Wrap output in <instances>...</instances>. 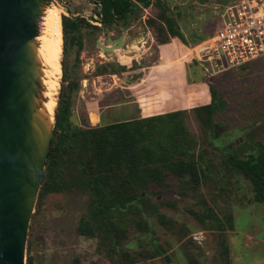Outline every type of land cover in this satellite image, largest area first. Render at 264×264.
I'll use <instances>...</instances> for the list:
<instances>
[{
    "label": "rangeland",
    "instance_id": "374dc122",
    "mask_svg": "<svg viewBox=\"0 0 264 264\" xmlns=\"http://www.w3.org/2000/svg\"><path fill=\"white\" fill-rule=\"evenodd\" d=\"M96 1L59 0L64 3L62 15L83 16L86 23L80 33L81 45L68 44L64 55L69 76L67 80L64 72L61 76L58 113L65 106L62 96L68 94L71 81L77 85L69 92L70 109L76 111L80 122L74 123L70 113L69 130L183 110L186 138L164 133L161 139L172 140L180 157H194L207 174L198 192L185 188L172 174H168L166 184L150 185L146 192L150 199L143 206L136 208L134 204L133 209L121 210L125 231L115 251L111 248L116 240L78 232L93 202L74 151L61 164H52L57 167L58 181L65 186L40 192L31 219L26 262L31 258L35 264H264V202L253 199L252 182L229 170L226 162L228 146L247 154L254 139L262 137L264 56L206 74L179 39L170 37L166 44L158 39L148 22L163 13L155 0L149 6L140 4L126 19H114L105 31L98 14L101 4ZM185 1L189 0H163L166 14L176 19L189 44L194 45L197 38L205 39L218 30L222 8L231 0H205L204 4L195 0L183 15L181 4ZM121 26L127 31L124 44L106 51L99 41L107 44V38L121 36ZM162 62L167 65L157 66ZM108 64L118 69L124 64L127 71L105 69ZM181 75L186 87H182L183 104L174 106L171 96L167 105L158 103L156 92L164 82L162 77ZM186 82L192 85L188 87ZM211 86L226 108L214 114V131L206 133L194 107L211 100ZM208 210L221 217L225 230L205 226L211 222H199L192 212ZM228 214L233 216V227L226 219Z\"/></svg>",
    "mask_w": 264,
    "mask_h": 264
},
{
    "label": "trees",
    "instance_id": "16d2710c",
    "mask_svg": "<svg viewBox=\"0 0 264 264\" xmlns=\"http://www.w3.org/2000/svg\"><path fill=\"white\" fill-rule=\"evenodd\" d=\"M163 13L154 19H148L149 24L155 28L161 43H169L170 37L177 38L187 48L189 41L176 19L167 15V6L163 0H155ZM101 4L98 11L101 21L108 26L114 19H126L139 9L140 4L149 6L153 0H97ZM86 20L83 16L73 17L63 15L65 57L68 53V44L77 42L81 45L80 33ZM204 37L197 38L198 41ZM126 65L119 64L116 68L108 64L105 69L112 68L122 73L127 71ZM204 70V69H202ZM204 72V71H203ZM69 76L66 59H64V77ZM77 85V83H76ZM73 81L70 90L75 89ZM212 98L206 103L194 107L195 114L204 131H214V114L226 108V102L218 97L217 90L211 86ZM64 94L65 106L57 115V124L52 138L47 167L43 178L41 193L50 190H61L65 186L59 182L57 167L52 164H61L62 160L72 157L73 152L79 156L82 173L85 175L92 195V208L78 227V232L83 235L96 236L101 234L106 240H116V245L111 249L117 251L121 235L125 231L121 210L123 208H138L150 198L146 192L150 185L166 184L168 174L180 179L190 190L198 192L206 176V170L198 165L194 157L184 159L176 152L174 142H165L161 139L164 133L178 134L186 138V120L183 110L150 115L142 118L121 120L86 128L73 127L69 130L70 96ZM62 102V100H61ZM262 137L254 139V146L247 154H242L237 148L227 147L226 162L229 170L249 179L253 185V199L264 202V124ZM61 130V133H57ZM67 130L71 132L68 135ZM78 137H74V135ZM216 135L213 132V138ZM56 138V141H55ZM66 157V158H67ZM57 180V185L54 181ZM189 191V190H186ZM204 203H208L204 199ZM135 204V205H134ZM134 205V207H133ZM201 223L210 221L207 227L225 230L221 217L213 210L206 212L192 211ZM230 227H233V216L226 215ZM225 247V246H224ZM226 251L228 249L226 247ZM27 264H35L29 258Z\"/></svg>",
    "mask_w": 264,
    "mask_h": 264
},
{
    "label": "water",
    "instance_id": "95a60500",
    "mask_svg": "<svg viewBox=\"0 0 264 264\" xmlns=\"http://www.w3.org/2000/svg\"><path fill=\"white\" fill-rule=\"evenodd\" d=\"M51 5L64 9L59 0H0V264H27L31 219L59 111L61 78L51 116L45 106L48 98L39 56V36ZM61 16L64 72L62 12ZM125 35L123 31L99 44L110 52L124 44ZM70 119L80 122L75 110Z\"/></svg>",
    "mask_w": 264,
    "mask_h": 264
},
{
    "label": "built area",
    "instance_id": "2783aa9c",
    "mask_svg": "<svg viewBox=\"0 0 264 264\" xmlns=\"http://www.w3.org/2000/svg\"><path fill=\"white\" fill-rule=\"evenodd\" d=\"M221 19L214 34L189 47L206 74L264 56V0H231L223 6Z\"/></svg>",
    "mask_w": 264,
    "mask_h": 264
},
{
    "label": "bare ground",
    "instance_id": "6f19581e",
    "mask_svg": "<svg viewBox=\"0 0 264 264\" xmlns=\"http://www.w3.org/2000/svg\"><path fill=\"white\" fill-rule=\"evenodd\" d=\"M62 8L51 5L44 20L42 34L39 36V56L43 63L46 87L45 95L48 100L45 103L48 113L52 116L57 105V93L60 87L62 75L61 58L63 52Z\"/></svg>",
    "mask_w": 264,
    "mask_h": 264
},
{
    "label": "crops",
    "instance_id": "0c3cea01",
    "mask_svg": "<svg viewBox=\"0 0 264 264\" xmlns=\"http://www.w3.org/2000/svg\"><path fill=\"white\" fill-rule=\"evenodd\" d=\"M163 64H159L157 66H160V67H163V66H166L167 64L162 62ZM191 70V68H189ZM185 72H186V75L188 74V70L185 69ZM182 77H174V76H169L168 77H162L163 79L161 81H164L162 83L161 86H159V89L157 90L158 92H156L157 94V98H158V103L161 104L160 101H164L165 102V105L166 102L168 101V97L171 96V98H173L174 101H172V104L175 106V105H180V104H183V102L186 100H184V94L182 93V87L186 89V87H184V84L181 83L182 81V78H183V75H181ZM176 80V81H175ZM170 83L172 85V89L170 88ZM186 84L188 85V87H190L192 84L189 83V82H186ZM196 84V83H195ZM173 89H175L174 92ZM179 89V91H178ZM142 99H137V102H140ZM210 101V100H209ZM208 102V101H207ZM163 107V106H162Z\"/></svg>",
    "mask_w": 264,
    "mask_h": 264
},
{
    "label": "flooded vegetation",
    "instance_id": "af4514ba",
    "mask_svg": "<svg viewBox=\"0 0 264 264\" xmlns=\"http://www.w3.org/2000/svg\"><path fill=\"white\" fill-rule=\"evenodd\" d=\"M195 0H189L187 3H186V1H185V3H182L181 4V8H182V12H183V15H186L187 13H188V11H187V9H188V7H190L189 5L192 3V2H194ZM201 2L204 4L205 3V0H201ZM100 5V4H99ZM106 29H108L109 30V27L108 26H105V28H104V31L106 30ZM121 29H122V34H123V31H126V29L125 28H123L122 26H121ZM121 34V35H122ZM126 34H127V31H126ZM120 37V36H119ZM116 38H118V37H116ZM115 38V39H116ZM108 39V38H107ZM106 39V40H107Z\"/></svg>",
    "mask_w": 264,
    "mask_h": 264
}]
</instances>
